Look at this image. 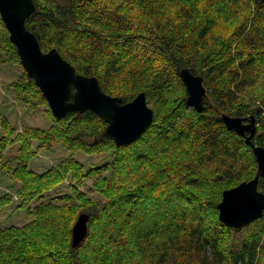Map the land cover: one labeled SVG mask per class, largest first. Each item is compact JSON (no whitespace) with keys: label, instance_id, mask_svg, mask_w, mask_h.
<instances>
[{"label":"trees","instance_id":"trees-1","mask_svg":"<svg viewBox=\"0 0 264 264\" xmlns=\"http://www.w3.org/2000/svg\"><path fill=\"white\" fill-rule=\"evenodd\" d=\"M34 2L26 27L43 52L57 49L124 103L144 93L155 119L133 144L117 146L92 111L21 131L0 111V166L20 184L17 209L30 219L0 228V264H264V216L236 231L218 209L226 190L258 173L252 145L223 117L258 118L252 143L264 147V0ZM0 23V63L21 64ZM185 69L203 78L202 111L188 103ZM12 87L25 110L49 107L25 70ZM58 147L70 152L65 161L32 170ZM77 152L107 157L87 170ZM67 180L70 192L52 194ZM88 181L98 198L82 190ZM12 203L0 196V213ZM82 214L90 215L88 235L74 248Z\"/></svg>","mask_w":264,"mask_h":264},{"label":"water","instance_id":"water-1","mask_svg":"<svg viewBox=\"0 0 264 264\" xmlns=\"http://www.w3.org/2000/svg\"><path fill=\"white\" fill-rule=\"evenodd\" d=\"M35 11L34 0H0V16L10 34V40L29 78L43 92L53 116L63 119L70 113L92 111L108 123L106 133L115 140L117 146L137 141L155 119V112L149 107L146 95L141 93L131 102L124 103L122 98L103 92L96 77L78 74L57 49L43 52L36 35L26 27L27 20ZM182 77L188 89V103L202 111L206 97L203 78L193 75L188 69L182 71ZM193 83L197 86L195 95L190 87ZM223 119L229 129L245 136L258 162L255 178L226 190L218 206L222 223L239 230L264 216V192L259 188L261 179L264 180V147L252 143L257 131L254 118L244 120L225 115ZM247 132H250L249 135ZM240 189H246L247 194L230 197V193ZM89 219L88 214L79 216L73 228L74 248L87 237Z\"/></svg>","mask_w":264,"mask_h":264},{"label":"rangeland","instance_id":"rangeland-1","mask_svg":"<svg viewBox=\"0 0 264 264\" xmlns=\"http://www.w3.org/2000/svg\"><path fill=\"white\" fill-rule=\"evenodd\" d=\"M65 1L66 0H61L63 3H65ZM3 32L4 27L0 23V43ZM22 74L23 67L21 64L14 63L4 65L0 63V111L2 114L7 115L19 130L24 126H37L42 129H47L50 127L52 121V112L49 107L27 111L17 102L16 93L12 85ZM242 118L245 120V117ZM255 120L259 125H261V122L258 118ZM249 133L250 132H247V135ZM16 147L17 145L12 146L9 151L10 154L5 156L6 159L10 160V165H15L14 161L11 160V154H16ZM69 156L70 152L68 150L62 147L54 148L45 153H41L37 158H35L31 163V168L35 172L43 173L51 167L62 163ZM75 157L79 163L83 164L86 169L89 170L91 165L101 164L103 161L105 162L107 156L88 155L84 152H77ZM70 185L71 180H67L63 185H61V187L58 188V190L54 191L52 194H56V196H62L64 193L70 192ZM19 187L20 184H14L10 178V174L4 171L0 166V196L9 194L13 198V203L7 208L3 209L0 213V228L21 226L30 220L27 209H17L21 202L17 194V188ZM82 190L88 192L91 196H93V198H98V195L94 192V189H92L91 181L86 182L85 187L82 188ZM47 199H49V197ZM242 228L237 230L236 228L232 227V229L236 231H240Z\"/></svg>","mask_w":264,"mask_h":264},{"label":"snow or ice","instance_id":"snow-or-ice-1","mask_svg":"<svg viewBox=\"0 0 264 264\" xmlns=\"http://www.w3.org/2000/svg\"><path fill=\"white\" fill-rule=\"evenodd\" d=\"M190 87L192 89L193 94L195 95L196 87H197L196 84L193 83V84H191ZM121 111H127V110H121ZM245 194H247V190L246 189H240L238 192L230 193L229 195H230V197H232V196H243Z\"/></svg>","mask_w":264,"mask_h":264},{"label":"bare ground","instance_id":"bare-ground-1","mask_svg":"<svg viewBox=\"0 0 264 264\" xmlns=\"http://www.w3.org/2000/svg\"><path fill=\"white\" fill-rule=\"evenodd\" d=\"M264 77V76H263ZM140 154V153H139ZM131 174H132V172H131ZM130 175V174H129ZM138 178V177H137ZM131 181V180H130ZM133 183V182H132ZM127 193H129V192H127ZM125 196H127L126 194H124ZM113 197V196H112ZM118 197V196H117ZM120 197V196H119ZM121 197H123V196H121ZM132 197V196H131ZM114 199H115V196L113 197ZM118 199V198H117ZM112 200V199H111ZM116 200V199H115ZM130 200V199H129ZM119 201V200H118ZM121 201H123L122 199H121ZM127 201V200H126ZM125 202V201H124ZM124 205V204H123ZM111 206V205H110ZM116 225V224H115ZM116 227V226H115ZM117 228V227H116ZM112 229V228H111ZM115 229V228H114ZM101 231V230H100ZM109 231V230H108ZM96 232V231H95ZM104 232V231H103ZM114 232V231H113ZM99 233V232H98ZM105 234V233H104ZM110 234V233H109ZM103 235V234H102ZM100 236V235H99ZM101 238L102 237H104V236H100ZM106 237H107V235H106ZM109 237V236H108ZM105 238V237H104ZM133 245V244H132ZM125 246H127V245H125ZM131 246V245H130ZM131 249V248H130ZM135 249V248H134ZM139 249V248H138ZM143 249V248H142ZM133 250V249H132ZM141 250V249H140ZM136 251V250H135ZM123 252V251H122ZM139 252V251H138ZM137 252V253H138ZM129 253V252H128ZM132 253V252H131ZM136 252H135V254H137ZM144 253V252H143ZM121 254V253H120ZM140 254V253H139ZM139 254H137L136 256L138 257V256H140ZM98 255V254H97ZM96 255V256H97ZM144 255V254H143ZM142 255V257L144 258V256ZM93 256V255H92ZM92 256H90V257H92ZM122 256V255H121ZM128 256V255H127ZM90 257H89V259H90ZM131 257H132V255H131ZM135 257V256H134ZM134 257H132V259L134 258ZM123 259H125V258H123ZM137 259H139V257L137 258ZM136 259V260H137ZM129 260V259H128ZM127 260V261H128ZM131 260V259H130ZM133 260H135V258L133 259ZM98 261V260H97ZM129 262V261H128ZM124 263V262H123ZM131 263V262H130ZM134 263V262H133ZM129 264V263H128Z\"/></svg>","mask_w":264,"mask_h":264}]
</instances>
